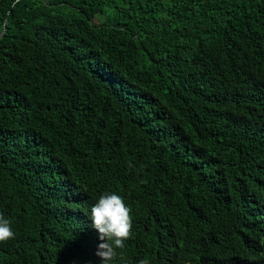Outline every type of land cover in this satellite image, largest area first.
Instances as JSON below:
<instances>
[{"label": "trees", "instance_id": "trees-1", "mask_svg": "<svg viewBox=\"0 0 264 264\" xmlns=\"http://www.w3.org/2000/svg\"><path fill=\"white\" fill-rule=\"evenodd\" d=\"M264 264V0H0V264Z\"/></svg>", "mask_w": 264, "mask_h": 264}, {"label": "clouds", "instance_id": "clouds-1", "mask_svg": "<svg viewBox=\"0 0 264 264\" xmlns=\"http://www.w3.org/2000/svg\"><path fill=\"white\" fill-rule=\"evenodd\" d=\"M90 212L91 226L97 231L101 241L96 255L100 257L101 264H112L117 257L116 249L123 248L125 241L130 238V208L122 196L115 192H105L99 196ZM14 238L10 220L0 213V242L6 243ZM138 264L148 262L142 259Z\"/></svg>", "mask_w": 264, "mask_h": 264}]
</instances>
